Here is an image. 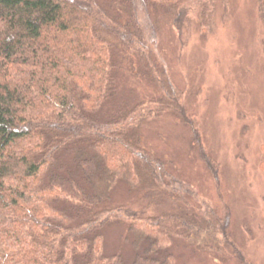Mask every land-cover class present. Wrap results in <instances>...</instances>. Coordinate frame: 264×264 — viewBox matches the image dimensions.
<instances>
[{
  "label": "trees",
  "instance_id": "1",
  "mask_svg": "<svg viewBox=\"0 0 264 264\" xmlns=\"http://www.w3.org/2000/svg\"><path fill=\"white\" fill-rule=\"evenodd\" d=\"M215 1L0 0V264H174L177 239L251 264L229 241L227 213L190 210L180 196L188 185L143 138L165 113L186 122L152 7L205 27ZM118 70L157 97L117 102ZM120 185L143 203L114 201ZM121 219L127 261L104 249L105 230Z\"/></svg>",
  "mask_w": 264,
  "mask_h": 264
},
{
  "label": "rangeland",
  "instance_id": "2",
  "mask_svg": "<svg viewBox=\"0 0 264 264\" xmlns=\"http://www.w3.org/2000/svg\"><path fill=\"white\" fill-rule=\"evenodd\" d=\"M152 10L158 55L178 90L186 122L165 113L143 133L144 143L188 185L180 196L190 210L227 213L229 241L251 264H264V0H216L205 27L185 20L178 25L166 9ZM118 71L117 102L157 97L152 85ZM189 130L209 156L212 173L191 145ZM139 194H127L122 185L113 190L114 201L136 208L143 203ZM160 201L168 210L174 204ZM103 235L105 251L118 249L130 259L131 235L122 219ZM172 253L174 264H238L228 251L216 260L214 251L201 252L182 239Z\"/></svg>",
  "mask_w": 264,
  "mask_h": 264
}]
</instances>
